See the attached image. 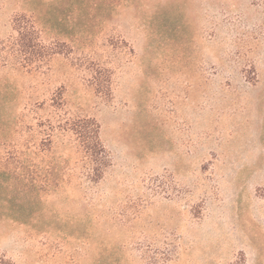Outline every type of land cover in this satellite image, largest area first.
<instances>
[{
    "label": "rangeland",
    "instance_id": "obj_1",
    "mask_svg": "<svg viewBox=\"0 0 264 264\" xmlns=\"http://www.w3.org/2000/svg\"><path fill=\"white\" fill-rule=\"evenodd\" d=\"M2 258L264 264V0H0Z\"/></svg>",
    "mask_w": 264,
    "mask_h": 264
},
{
    "label": "trees",
    "instance_id": "obj_2",
    "mask_svg": "<svg viewBox=\"0 0 264 264\" xmlns=\"http://www.w3.org/2000/svg\"><path fill=\"white\" fill-rule=\"evenodd\" d=\"M22 16L13 19V29L18 36L21 51L32 58L35 54L62 53V50L44 46L39 40L38 32L32 23L23 22ZM99 125L94 119H77L71 126V131L76 136L85 154L93 163L95 178L100 179L108 162L106 149L99 137ZM0 264H14L11 260L0 259Z\"/></svg>",
    "mask_w": 264,
    "mask_h": 264
}]
</instances>
